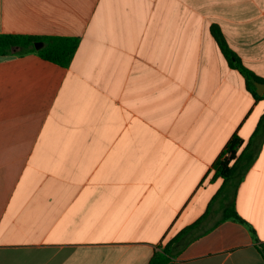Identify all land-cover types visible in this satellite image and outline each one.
Here are the masks:
<instances>
[{"label":"crops","instance_id":"0c3cea01","mask_svg":"<svg viewBox=\"0 0 264 264\" xmlns=\"http://www.w3.org/2000/svg\"><path fill=\"white\" fill-rule=\"evenodd\" d=\"M213 27L264 80V0H0V34L79 39L68 67L0 56V264H149L189 227L167 264H264V138L214 179L264 98Z\"/></svg>","mask_w":264,"mask_h":264},{"label":"trees","instance_id":"16d2710c","mask_svg":"<svg viewBox=\"0 0 264 264\" xmlns=\"http://www.w3.org/2000/svg\"><path fill=\"white\" fill-rule=\"evenodd\" d=\"M212 34L227 59L229 66L238 71L244 78L246 83V90L256 99L264 98L263 95H258L256 92L255 83H264V80L256 76L252 71L246 68L239 57L231 50L227 44L221 30L218 27L212 28ZM38 44H42L41 48H37ZM79 47V39L75 37H59V36H32V35H14V34H0V56H24L28 54H36L46 61L55 63L61 67H68L77 52ZM13 49H17L13 52ZM264 138V116L262 117L254 135L253 142L248 145V149L244 150L240 155L239 150L243 146V141L240 137L235 136L230 143L228 149L231 158L223 159L215 166L214 179L221 178L224 181H231L234 178L241 180L247 170L250 168L257 152L260 149V144ZM214 200L212 201V203ZM223 219L232 220L236 223L247 224L246 221L236 211L235 204L226 209ZM180 232L164 249L162 252L156 253L149 264H167L171 260V247L179 239L184 236L190 229Z\"/></svg>","mask_w":264,"mask_h":264},{"label":"water","instance_id":"95a60500","mask_svg":"<svg viewBox=\"0 0 264 264\" xmlns=\"http://www.w3.org/2000/svg\"><path fill=\"white\" fill-rule=\"evenodd\" d=\"M43 45L42 44H38L37 45V48H41ZM17 49H13V51H16ZM255 86H256V92L258 95H262L264 93V83H259V82H256L255 83Z\"/></svg>","mask_w":264,"mask_h":264},{"label":"built area","instance_id":"2783aa9c","mask_svg":"<svg viewBox=\"0 0 264 264\" xmlns=\"http://www.w3.org/2000/svg\"><path fill=\"white\" fill-rule=\"evenodd\" d=\"M231 153L230 152H226L225 154H224V156H223V159H229V158H231Z\"/></svg>","mask_w":264,"mask_h":264}]
</instances>
